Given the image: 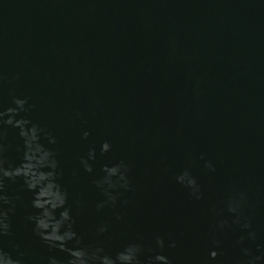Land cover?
Masks as SVG:
<instances>
[{
    "label": "water",
    "instance_id": "1",
    "mask_svg": "<svg viewBox=\"0 0 264 264\" xmlns=\"http://www.w3.org/2000/svg\"><path fill=\"white\" fill-rule=\"evenodd\" d=\"M15 99L14 119L54 153L81 246L136 245V264H264V0H0V111ZM18 132L0 125L13 166ZM3 194L5 249L65 264L33 233L23 182Z\"/></svg>",
    "mask_w": 264,
    "mask_h": 264
},
{
    "label": "clouds",
    "instance_id": "2",
    "mask_svg": "<svg viewBox=\"0 0 264 264\" xmlns=\"http://www.w3.org/2000/svg\"><path fill=\"white\" fill-rule=\"evenodd\" d=\"M14 103L17 106L16 108L0 111V125H11L19 129L18 135L23 141L24 150L20 162L13 166L5 160L4 147L0 143V264H22V261L18 258L22 253H17L14 256L12 252L6 250L3 246L4 239L11 235L10 214L14 210V205L5 207L11 204L10 198L3 194L5 181H15L17 179L21 180L25 189L32 193L31 208L35 209V212L29 214L26 219L31 223L33 233L50 249L67 253L68 259L65 264H136V254L139 252V247L136 245L126 246L122 251L117 252L115 257L108 254L101 255L100 253L103 252L101 248L90 250L88 246H81V240L73 230L75 221L71 215V210L66 207L68 193L62 188L57 179L55 172L57 161L54 153L38 143V129L35 125L26 129L25 125L29 123L27 120L14 119L18 111L23 110L25 101L15 99ZM5 117L7 118L5 119ZM84 136L87 137L88 133L85 132ZM2 139L3 137L0 135V140ZM50 142L54 143V140ZM109 147L110 145L104 142L101 144L100 150L106 152ZM92 155L93 153L90 151L89 158ZM44 169L48 170L45 171ZM85 171H91L87 164H85ZM104 171L107 174V180V177L117 173V167H106ZM178 179L182 180L183 177ZM194 185L195 181L189 179L188 186ZM109 186H111L110 182ZM97 207L99 208L100 205ZM57 210H60L58 215ZM228 211L239 213V202H230ZM223 226L224 222L219 225L221 229ZM243 227L247 228L249 225L245 223ZM99 231L102 233L105 229L100 228ZM249 237L255 239V234L250 232ZM70 242H74L76 246L69 247ZM157 244L162 246L163 241L157 238ZM244 253L245 255H251L248 249H244ZM217 254L216 250H211L209 258L214 260ZM153 259L157 262H163V264H169L167 258L160 254L155 255ZM258 260H260L259 256H252L247 264H256ZM49 264H61V262L49 257Z\"/></svg>",
    "mask_w": 264,
    "mask_h": 264
}]
</instances>
